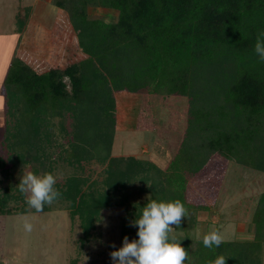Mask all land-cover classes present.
<instances>
[{
  "label": "trees",
  "instance_id": "obj_1",
  "mask_svg": "<svg viewBox=\"0 0 264 264\" xmlns=\"http://www.w3.org/2000/svg\"><path fill=\"white\" fill-rule=\"evenodd\" d=\"M53 1L69 11L86 56L65 68L47 70H38L18 56L12 58L3 85L10 113L17 116L11 147L19 149L18 163L40 156L36 148L43 123L56 115L63 117L65 111L74 114V136L79 140L72 144L71 156L79 160L78 148L104 163L115 133L114 91L184 96L188 99L184 134L166 168L117 156L109 164L107 190L87 197L81 190L85 179L75 175L67 188L55 185L61 193L58 199L71 201L73 215H79L88 235L110 205L113 192L137 177L148 184L142 189L151 198L178 199L184 204L187 217L172 226L170 235L181 239L187 249L185 264H211L216 257L228 264H262L264 192L252 218L253 239L223 240L220 247L207 248L192 231L198 211L208 207L189 201L188 179L213 154L264 175V63L254 51L256 34L264 31V0ZM90 4L116 10L118 19H91ZM19 19L26 23V17ZM17 103L22 104L20 111L14 110L20 106ZM92 140L86 150V142ZM9 197H1L0 212H9L4 209ZM146 202L147 198L129 212L132 219ZM125 235L137 238V227H123L118 247Z\"/></svg>",
  "mask_w": 264,
  "mask_h": 264
},
{
  "label": "rangeland",
  "instance_id": "obj_2",
  "mask_svg": "<svg viewBox=\"0 0 264 264\" xmlns=\"http://www.w3.org/2000/svg\"><path fill=\"white\" fill-rule=\"evenodd\" d=\"M88 15L91 19H118L116 10L93 4L88 5ZM20 17H26L24 25ZM14 56L38 70H47L65 68L86 55L69 11L53 0H0V199L10 195L4 206L9 212H0V264H111L110 252L120 244L123 227L132 224L129 212L150 195L142 189L148 184L132 177L114 191L110 205L85 235L68 198L57 199L40 212L29 208L16 186L19 174L21 170L52 172L64 189L69 178L76 175L85 179L81 190L88 197L93 191L107 190L109 164L117 156H132L164 169L184 134L188 99L144 91H114L116 125L107 161L87 157L89 152L84 154L78 148L79 160L74 159L76 155L71 156L72 144L79 140L74 136V114L65 111L63 117L56 115L50 123H43V135L36 148L40 156L32 162L18 163L19 149L11 147L17 116L10 113L3 85ZM64 80L71 89L69 78ZM17 104L20 106L14 110L20 111L22 104ZM94 141L86 142V150ZM188 182L189 201L208 207L197 213L192 231L195 237L202 238L216 229L224 241L254 238L252 218L264 192L262 171L213 154ZM25 218L33 225L31 232L23 229ZM261 258L264 264V243Z\"/></svg>",
  "mask_w": 264,
  "mask_h": 264
},
{
  "label": "clouds",
  "instance_id": "obj_3",
  "mask_svg": "<svg viewBox=\"0 0 264 264\" xmlns=\"http://www.w3.org/2000/svg\"><path fill=\"white\" fill-rule=\"evenodd\" d=\"M254 51L259 62L264 63V31L257 32ZM19 176L17 189L24 196L26 205L36 212L42 211L45 205H51L61 195L55 187L57 177L51 172L38 174L21 170ZM182 217H187V213L180 200H157L149 195L139 214L136 212L131 221L137 227V238L130 240L125 235L122 245L113 247L110 252L112 264H185L187 249L182 246L181 239L170 235L172 226H179ZM32 228V223L25 218L23 229L31 232ZM202 242L207 248L220 247L223 238L216 229H211L203 235ZM211 264L228 262L216 257Z\"/></svg>",
  "mask_w": 264,
  "mask_h": 264
}]
</instances>
